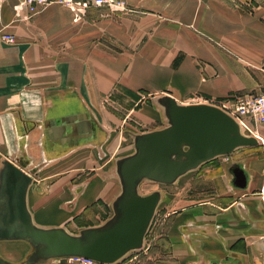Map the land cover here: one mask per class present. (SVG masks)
I'll use <instances>...</instances> for the list:
<instances>
[{
	"label": "crops",
	"instance_id": "1",
	"mask_svg": "<svg viewBox=\"0 0 264 264\" xmlns=\"http://www.w3.org/2000/svg\"><path fill=\"white\" fill-rule=\"evenodd\" d=\"M17 1L0 0V32L16 40L0 42V166L7 158L33 180L48 154L108 145L109 133L118 131L107 115L112 104L99 106L104 97L134 102L125 115L142 124L156 113L164 123L153 96L166 93L180 103L230 109L236 98L264 91V0H124L122 10L91 7L83 13L52 2L26 20L15 15ZM64 99L70 108L60 107ZM82 111L85 116L75 118ZM64 118L69 123L61 133ZM240 119L244 132L262 142L188 171L170 185L181 196H163L170 207L159 248L174 264H264L258 249L264 236V123ZM84 152L87 162H97L94 149ZM129 153L113 155L112 162ZM234 164L245 175L243 187L234 184ZM113 166L99 172L109 179L105 189L97 179L81 183L66 206L80 210L103 189L112 191L111 180L118 182L109 173ZM31 188L28 207L35 223L56 226L40 224L49 218L35 212ZM8 242L11 252L0 254L18 263L27 244Z\"/></svg>",
	"mask_w": 264,
	"mask_h": 264
},
{
	"label": "water",
	"instance_id": "2",
	"mask_svg": "<svg viewBox=\"0 0 264 264\" xmlns=\"http://www.w3.org/2000/svg\"><path fill=\"white\" fill-rule=\"evenodd\" d=\"M150 101L161 111L164 125L145 132H132V152L113 159L109 173L119 182L111 201L112 214L103 222L71 233L61 226H38L28 207L33 178L22 167L4 158L0 166V241L23 240L30 251L13 263L0 255V264H37L59 257H83L100 264H115L141 250L156 209L163 199L159 189L142 194L144 181L174 184L179 177L238 148L255 146L261 138L246 134L239 121L211 103L178 102L169 94ZM69 123L64 118L60 132ZM74 132V126H71ZM234 164V184L245 185L243 170ZM258 249L264 253V236Z\"/></svg>",
	"mask_w": 264,
	"mask_h": 264
},
{
	"label": "rangeland",
	"instance_id": "3",
	"mask_svg": "<svg viewBox=\"0 0 264 264\" xmlns=\"http://www.w3.org/2000/svg\"><path fill=\"white\" fill-rule=\"evenodd\" d=\"M21 14L22 13H15V15H17L20 19ZM3 35H12L14 37V34L12 33L0 32V42L2 43L5 41L3 39ZM15 41L16 40L14 38V42ZM113 100L114 103H111V101L109 99L107 100L105 97L98 100L99 106L101 107L105 106L107 103L112 104L108 106L111 111L107 115L110 117V120L114 122L112 126H115V128H117L115 130H117L118 132L111 131V133H109V137L107 138V146H103V148L98 149L91 147L92 149H94L96 154L99 155L97 157V162H87V156L84 151L87 150L89 154L91 150L90 147L86 149H78L75 152L66 155L64 154L60 157L48 154L49 157H47L49 159L43 166V169L39 170L37 174L33 175L35 179L33 180V183L31 185V205L35 209V212L49 218L48 220L42 221L40 224L56 226L63 225L70 232L77 233L83 227H87L89 225H97L103 222L112 214L111 197L119 192H117L118 182L115 179H112L111 181L114 185L113 190L110 192L104 191L106 181L108 182L109 179L101 178L99 172L105 171L106 169L114 165L111 158L113 155L117 156L120 154L132 152V147L130 144L132 139L130 135L125 132V130L138 132L141 130H147L151 126L164 125L158 113L153 114V117L155 115L157 117L158 115V118L155 121L151 119L153 117L147 115L149 122L136 124L133 122L134 119L131 118V113L129 114L130 116L125 115L127 114L126 108L128 106H132L134 102H127V99H125V97L117 99L115 98ZM67 101V99L60 100V107H62L63 109L69 107L68 105L64 104L67 103ZM142 101H145L146 103V98L144 100L142 99ZM129 103L131 105H129ZM153 111L155 110L152 109V112ZM84 116V111L75 114V118H83ZM57 123L60 124V121L57 120ZM122 127L127 128L125 130H121ZM120 134L121 141L118 144V141L120 140ZM235 154L231 155L229 158L231 160H235ZM31 169L32 168L29 165L25 170L29 172L31 171ZM91 179H97L98 182L101 183V187L104 188L103 193H99V195L91 199L83 209L77 210L74 208H68L66 206L67 203L72 200L74 201V189L81 185V183H87ZM155 189L161 190L163 196L164 194L165 196L166 194H168L172 198L181 196V194H178L179 188H175L174 186L170 185H161L151 181H144L139 186V191L142 194L148 193ZM159 205L156 209L157 212L154 215L150 228L145 237L146 248L144 245L141 250L128 253L125 258L115 264H174L173 260H171V258L166 254V251H162L159 248L160 242H162L165 237L164 232L167 222L165 220L164 214L169 209L170 204L160 202ZM58 218H62V220L58 221ZM8 244H10L8 241H0V250H12V248H10ZM26 244L27 247L23 253L21 260H23L26 254L30 251V245L27 242ZM58 261L53 264H100L95 261L93 262L82 258L80 259L78 257H60V260Z\"/></svg>",
	"mask_w": 264,
	"mask_h": 264
},
{
	"label": "built area",
	"instance_id": "4",
	"mask_svg": "<svg viewBox=\"0 0 264 264\" xmlns=\"http://www.w3.org/2000/svg\"><path fill=\"white\" fill-rule=\"evenodd\" d=\"M52 2L73 8L77 13H83L91 7H107L111 10H122L125 7L124 0H18L15 11L17 14L25 11L21 14V19L26 20L39 13ZM3 39L8 43L14 42L12 35H3ZM221 108L236 118L243 130L246 125L241 121L240 118L242 117H249L255 122L264 123V91L236 98L230 109Z\"/></svg>",
	"mask_w": 264,
	"mask_h": 264
},
{
	"label": "bare ground",
	"instance_id": "5",
	"mask_svg": "<svg viewBox=\"0 0 264 264\" xmlns=\"http://www.w3.org/2000/svg\"><path fill=\"white\" fill-rule=\"evenodd\" d=\"M78 258H80V259L82 258V259H85V260H89V259H86V258H83V257H78ZM93 262H94V261H93Z\"/></svg>",
	"mask_w": 264,
	"mask_h": 264
}]
</instances>
